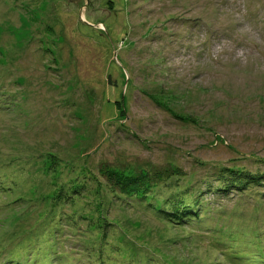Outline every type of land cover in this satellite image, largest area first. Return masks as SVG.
I'll use <instances>...</instances> for the list:
<instances>
[{"label": "rangeland", "instance_id": "rangeland-1", "mask_svg": "<svg viewBox=\"0 0 264 264\" xmlns=\"http://www.w3.org/2000/svg\"><path fill=\"white\" fill-rule=\"evenodd\" d=\"M237 172L264 173V0H0V264H264Z\"/></svg>", "mask_w": 264, "mask_h": 264}, {"label": "trees", "instance_id": "trees-1", "mask_svg": "<svg viewBox=\"0 0 264 264\" xmlns=\"http://www.w3.org/2000/svg\"><path fill=\"white\" fill-rule=\"evenodd\" d=\"M110 82L112 81L111 78ZM125 99V98H124ZM118 100L117 102V108L119 110V116H126L127 114V105H125L124 102L125 100ZM166 105V104H164ZM167 106V105H166ZM179 117L186 118L187 116L177 114ZM105 174L107 175L108 180L110 181L111 186L113 187L114 190L120 191L121 193L124 194H132V193H138L137 191L141 188L144 187L145 183L149 182L150 178V173L149 172H143V174L138 175V176H127L118 173L116 170L106 168L105 169ZM158 172V171H157ZM177 173V172H176ZM235 176L237 175V180L242 181V180H249L248 182L258 180L260 181L261 179H264V173H261L260 175L252 174L251 172H246V173H234ZM171 175V174H170ZM145 183H143V182ZM235 183V181L233 182ZM174 213L180 215V209L174 211ZM180 213V214H179Z\"/></svg>", "mask_w": 264, "mask_h": 264}, {"label": "bare ground", "instance_id": "bare-ground-1", "mask_svg": "<svg viewBox=\"0 0 264 264\" xmlns=\"http://www.w3.org/2000/svg\"><path fill=\"white\" fill-rule=\"evenodd\" d=\"M53 61V60H52ZM119 124V123H118ZM143 182V181H142ZM143 183H145V182H143ZM191 223V222H190ZM239 229V228H238ZM261 241V240H260ZM56 264V263H55Z\"/></svg>", "mask_w": 264, "mask_h": 264}]
</instances>
